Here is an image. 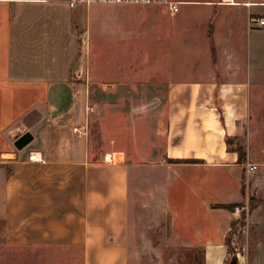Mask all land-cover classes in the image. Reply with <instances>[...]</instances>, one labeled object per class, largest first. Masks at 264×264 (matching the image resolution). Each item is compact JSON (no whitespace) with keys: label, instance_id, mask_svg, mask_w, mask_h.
Wrapping results in <instances>:
<instances>
[{"label":"crops","instance_id":"crops-1","mask_svg":"<svg viewBox=\"0 0 264 264\" xmlns=\"http://www.w3.org/2000/svg\"><path fill=\"white\" fill-rule=\"evenodd\" d=\"M15 1L45 3L0 0V215L8 245L38 249L44 257L81 249L83 264H128L131 168L141 174L145 166L135 161L178 159L184 162L179 169L219 174L226 169L238 176L239 153L228 148L226 137L245 145L247 161L255 159V146L264 145L255 141L264 130V116H258L264 107V56L252 55L257 43L264 49V25L255 21L264 17V0H225L228 7L200 22L216 13L217 37L225 32L216 39V58L213 52L200 58L202 73L190 79L151 75L143 83L147 90L137 95L164 96L167 118L157 132L165 137L164 151L151 145L144 153L116 147L115 139L95 153L88 132L74 131L86 115L82 89L69 69L41 71L30 67L39 59L14 55ZM223 36L229 46H219ZM246 47L251 55L238 56ZM133 128L138 142L137 124ZM30 133L33 140L20 145ZM226 237L227 232H214L205 238V264H226L231 253Z\"/></svg>","mask_w":264,"mask_h":264},{"label":"rangeland","instance_id":"rangeland-1","mask_svg":"<svg viewBox=\"0 0 264 264\" xmlns=\"http://www.w3.org/2000/svg\"><path fill=\"white\" fill-rule=\"evenodd\" d=\"M177 1L181 4L175 15L166 6L92 4L69 9L65 0L14 2V55L39 59L40 64L30 67L41 71L70 70L83 93L80 104L86 115L79 127L87 125L95 153L104 152L112 139L116 147L133 153L149 151L151 145L164 151L165 137L157 132L167 125L165 97L152 100L137 92H146L143 83L151 75L190 79L202 73L200 58L210 56L216 39L225 35L218 32L217 37L216 13L228 7L225 0ZM214 9L213 18L200 23ZM222 39L219 46H229ZM260 45L252 51L254 57L264 56ZM221 49L225 56L231 54ZM238 52L251 55L247 47ZM151 100L156 106L152 111ZM262 111L258 116H264V107ZM35 119L33 115L30 122ZM259 134L255 141L264 144V130ZM255 147V159L241 164L238 176L226 169L220 174L179 169L184 162L178 159L135 161L145 166L141 174L131 168L128 264H205V238L214 232H227L225 241L234 250L226 264L235 254L239 264H264V145ZM249 163L258 169L249 172ZM3 232L0 215V264H83L81 249L44 257L38 249L8 245Z\"/></svg>","mask_w":264,"mask_h":264},{"label":"built area","instance_id":"built-area-1","mask_svg":"<svg viewBox=\"0 0 264 264\" xmlns=\"http://www.w3.org/2000/svg\"><path fill=\"white\" fill-rule=\"evenodd\" d=\"M42 2H52L57 0H38ZM66 5L70 9H77L81 6H88L92 4H114V5H142V6H166L171 14L175 15L179 9L180 1L177 0H65ZM255 21L264 25V17L255 18ZM87 125L83 129L81 127H75L74 131L79 134L87 133ZM258 166L254 163H249L248 171L255 172Z\"/></svg>","mask_w":264,"mask_h":264},{"label":"trees","instance_id":"trees-1","mask_svg":"<svg viewBox=\"0 0 264 264\" xmlns=\"http://www.w3.org/2000/svg\"><path fill=\"white\" fill-rule=\"evenodd\" d=\"M213 54H214V58H216V50L213 49ZM31 139L30 134H27L24 139L18 141L20 145H23L24 143H26V141H29V139ZM226 143L228 148L233 149L235 151H237L239 153V160L238 162L240 164H244L247 162V150L245 145H243L242 143L239 142H235V137H231V136H227L226 137ZM242 189L243 192H246V178H245V173L243 176V181H242ZM251 207H254L253 205H251ZM230 246L231 251H234L232 248L231 243L227 242Z\"/></svg>","mask_w":264,"mask_h":264},{"label":"water","instance_id":"water-1","mask_svg":"<svg viewBox=\"0 0 264 264\" xmlns=\"http://www.w3.org/2000/svg\"><path fill=\"white\" fill-rule=\"evenodd\" d=\"M29 142V141H28ZM27 142V143H28ZM26 143V144H27ZM22 147V146H21ZM228 264H239V259L237 258V255L235 254L234 256H233V258L230 260V262L228 263Z\"/></svg>","mask_w":264,"mask_h":264},{"label":"bare ground","instance_id":"bare-ground-1","mask_svg":"<svg viewBox=\"0 0 264 264\" xmlns=\"http://www.w3.org/2000/svg\"><path fill=\"white\" fill-rule=\"evenodd\" d=\"M40 156V155H39Z\"/></svg>","mask_w":264,"mask_h":264}]
</instances>
